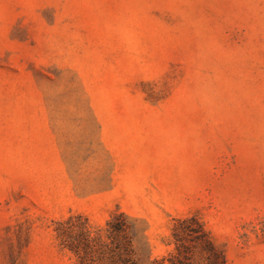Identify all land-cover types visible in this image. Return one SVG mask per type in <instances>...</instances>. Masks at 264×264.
<instances>
[{
    "label": "rangeland",
    "instance_id": "obj_1",
    "mask_svg": "<svg viewBox=\"0 0 264 264\" xmlns=\"http://www.w3.org/2000/svg\"><path fill=\"white\" fill-rule=\"evenodd\" d=\"M138 129L158 200L128 214L103 193ZM119 212L138 264H172L191 217L226 264H264V0H0V264H78L58 229L111 244Z\"/></svg>",
    "mask_w": 264,
    "mask_h": 264
},
{
    "label": "trees",
    "instance_id": "obj_2",
    "mask_svg": "<svg viewBox=\"0 0 264 264\" xmlns=\"http://www.w3.org/2000/svg\"><path fill=\"white\" fill-rule=\"evenodd\" d=\"M82 221L79 233L75 236L59 228L58 237L62 246L74 253L78 264L113 262V264H138L134 248L133 227L129 217L117 213L108 223V239L111 244L93 237L89 220L78 216ZM173 237L176 253L169 259L172 264H192L198 255L205 264H226V258L214 243L202 222L196 217L176 222ZM165 264V260H164Z\"/></svg>",
    "mask_w": 264,
    "mask_h": 264
},
{
    "label": "crops",
    "instance_id": "obj_3",
    "mask_svg": "<svg viewBox=\"0 0 264 264\" xmlns=\"http://www.w3.org/2000/svg\"><path fill=\"white\" fill-rule=\"evenodd\" d=\"M140 127H144L141 125ZM124 131H134L133 129H125ZM138 133H125L121 134L120 137L126 140L137 141V145L135 146H123L121 148H114L111 150V153L115 160L123 159L126 156H136L135 163L133 166L124 165L120 163V161H116L117 163L114 166L112 178V190L104 192L103 195L111 197L114 201L120 202L123 206V210L129 214L130 210L124 204L128 203H139L144 201H157L158 194L155 197L148 198L149 194L143 190L145 183L143 179L147 176L148 161L151 160V156L156 154H161L162 151L157 149H153V147L144 145L145 141L152 140L154 137H158L159 135L150 133L153 131L152 129H138ZM135 178L137 181L134 184H129L128 182L125 184H121V179ZM136 187V190H133L131 187ZM163 199V198H162ZM164 200V199H163ZM131 214V213H130Z\"/></svg>",
    "mask_w": 264,
    "mask_h": 264
}]
</instances>
